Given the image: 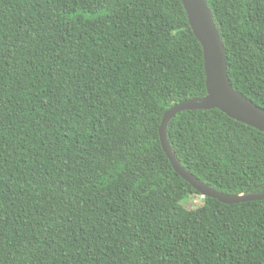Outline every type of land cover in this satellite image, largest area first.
<instances>
[{"label": "trees", "instance_id": "16d2710c", "mask_svg": "<svg viewBox=\"0 0 264 264\" xmlns=\"http://www.w3.org/2000/svg\"><path fill=\"white\" fill-rule=\"evenodd\" d=\"M204 1L232 88L264 109V0ZM204 96L181 0H0V264H264V200L188 209L162 150L163 113ZM166 138L214 190L264 193L263 130L190 109Z\"/></svg>", "mask_w": 264, "mask_h": 264}, {"label": "water", "instance_id": "95a60500", "mask_svg": "<svg viewBox=\"0 0 264 264\" xmlns=\"http://www.w3.org/2000/svg\"><path fill=\"white\" fill-rule=\"evenodd\" d=\"M189 17L190 27L199 40L205 62L206 96L201 100L186 99L166 110L158 127L162 150L174 171L203 197L215 198L224 204L264 200V193L230 195L214 190L187 172L175 159L167 142L166 126L170 118L182 110L217 108L228 117L264 131V109L237 93L231 86L226 52L204 0H181Z\"/></svg>", "mask_w": 264, "mask_h": 264}, {"label": "rangeland", "instance_id": "374dc122", "mask_svg": "<svg viewBox=\"0 0 264 264\" xmlns=\"http://www.w3.org/2000/svg\"><path fill=\"white\" fill-rule=\"evenodd\" d=\"M201 195V194H200ZM183 196V193L181 192H175V193H172L171 195L167 196L166 193H163L161 196H160V199L159 201L161 203H165V202H168V201H178L179 199H181ZM202 195L201 196H191V197H186L183 201H181L182 205L188 209H192V208H195L197 206H199V201L200 199H202Z\"/></svg>", "mask_w": 264, "mask_h": 264}]
</instances>
